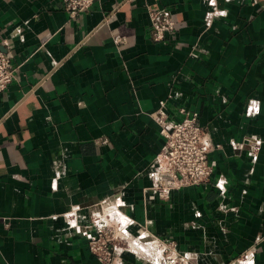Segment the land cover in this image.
I'll list each match as a JSON object with an SVG mask.
<instances>
[{
	"label": "crops",
	"instance_id": "crops-1",
	"mask_svg": "<svg viewBox=\"0 0 264 264\" xmlns=\"http://www.w3.org/2000/svg\"><path fill=\"white\" fill-rule=\"evenodd\" d=\"M165 7L177 33L157 42ZM0 50L16 67L0 91V264H102L86 233L108 204L192 264H264V0H95L77 17L0 0ZM161 100L172 120L197 111L216 145L210 182L168 200L150 188Z\"/></svg>",
	"mask_w": 264,
	"mask_h": 264
},
{
	"label": "built area",
	"instance_id": "built-area-1",
	"mask_svg": "<svg viewBox=\"0 0 264 264\" xmlns=\"http://www.w3.org/2000/svg\"><path fill=\"white\" fill-rule=\"evenodd\" d=\"M95 0H63L65 9L72 17L87 11ZM177 33L173 13L168 8L151 12V37L154 41L166 40ZM117 42L123 38L117 37ZM16 67L11 58L0 50V91L5 90L15 78ZM166 100L160 101L153 114L165 139L164 147L153 163L150 187L161 199L168 200L172 191L190 185L210 182L214 168L209 153L216 146L207 129L200 123L199 113L182 107L180 119L172 120L166 110ZM251 113H257L259 101H249ZM252 143L251 150H254ZM241 146V145H239ZM240 148V147H239ZM134 220L117 204L99 205L90 215L86 233L90 250L102 264H117L123 251H130L150 264H192L187 252L178 249L174 240L152 237L141 239L132 230ZM240 264H252L246 257Z\"/></svg>",
	"mask_w": 264,
	"mask_h": 264
},
{
	"label": "rangeland",
	"instance_id": "rangeland-1",
	"mask_svg": "<svg viewBox=\"0 0 264 264\" xmlns=\"http://www.w3.org/2000/svg\"><path fill=\"white\" fill-rule=\"evenodd\" d=\"M149 264H150V262L149 261H147Z\"/></svg>",
	"mask_w": 264,
	"mask_h": 264
}]
</instances>
